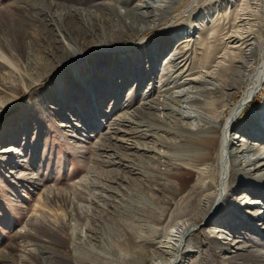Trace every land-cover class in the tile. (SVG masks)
Listing matches in <instances>:
<instances>
[{
  "label": "rangeland",
  "instance_id": "obj_1",
  "mask_svg": "<svg viewBox=\"0 0 264 264\" xmlns=\"http://www.w3.org/2000/svg\"><path fill=\"white\" fill-rule=\"evenodd\" d=\"M52 2L65 6L85 3V16L95 19V24L85 27L78 15L67 14L70 21L62 22L64 30L61 26L59 36L48 20L45 0H0V51L12 63L9 67L0 62V264H145L170 221L178 220L181 214L188 217L199 208L203 195L193 191L199 179L194 173L161 179L156 184L162 193L147 192L132 166L144 169L152 179L160 178L167 168L152 163L148 156L134 157L132 138L123 147L111 143L112 149L106 148L107 132L115 119L139 108L142 99L161 108L160 104H170L168 101L179 92L176 88H182L187 75L203 58V46H227L224 36L236 27L244 12L255 18L251 23L255 61L246 73L254 72L264 47V0H196L193 7V0H175L170 11L137 24L127 19L123 8L137 6L140 0ZM51 12L65 13L54 8ZM58 19L55 16L57 23ZM143 26H147L143 33L133 28ZM187 39L193 41L194 66L185 70L178 61L174 67L182 69L175 80L169 73L170 63L173 65L170 57L184 47ZM73 41L84 56L71 66L70 54L77 50L68 46ZM98 47L113 50L98 54ZM239 67L241 64L238 72ZM125 68L130 72L127 77ZM119 69L120 74H116ZM78 72L84 83L76 78ZM58 78L63 82V95L55 83ZM224 84L217 93L219 101H226L229 86L234 83L225 80ZM244 87L242 83L231 88L233 98L228 108L240 101ZM188 89L184 88V93ZM198 99L203 100V96ZM263 106L264 87L239 119L232 143L255 145L251 138L242 141L236 136L241 137L244 130H255L260 114L255 111ZM250 115L253 118L249 120ZM171 124L168 126L175 133L182 129ZM162 139L176 141L170 135ZM9 150L10 154L5 153ZM240 163L238 172L248 174L244 179L256 180V185L262 186L254 192L249 188L231 191L230 197H238V208L251 193H264V182L259 180L264 179V166ZM105 178L118 183L111 184L120 194H114V209L102 197L95 204L89 202L90 195L93 197L100 185L107 183ZM95 184L97 188L91 187ZM66 194L68 202L63 201ZM170 196L175 197L173 214L156 225L159 214L144 205L143 199H150L159 208ZM255 200L258 198L252 203ZM261 202L259 199L257 204L264 209ZM34 212L38 215L32 216ZM228 213L222 210L219 220L226 232L225 246L217 245L216 226L210 223L198 227L191 237L193 255L186 264H264V226H241L240 220ZM235 236L238 246L232 242ZM15 243L20 248L13 256L10 250Z\"/></svg>",
  "mask_w": 264,
  "mask_h": 264
},
{
  "label": "bare ground",
  "instance_id": "obj_2",
  "mask_svg": "<svg viewBox=\"0 0 264 264\" xmlns=\"http://www.w3.org/2000/svg\"><path fill=\"white\" fill-rule=\"evenodd\" d=\"M45 1L49 5L48 11L46 12L49 18L48 20L51 26L56 27L58 31L57 35L59 36L62 34V28L64 30L62 22L69 20L71 17L67 16V14L78 15L85 27H90L95 24V19L89 20L87 15L85 16V13L88 11V8L85 7V3L82 6L73 4L72 6H65L66 4L61 5L60 2H52V0ZM174 1L175 0H140L137 6H128L129 8L126 7L123 9L126 11L127 19L130 20L131 23L137 24L146 22L152 17H158L170 11ZM195 3H197L196 0H193L191 7L195 6ZM52 8L57 9V11L58 9H62L65 13H55V15H52ZM32 9L37 10V7L33 6ZM44 13L45 11L43 14ZM55 16H57V18L59 17L58 23L56 22L57 19L55 20ZM93 16L96 17V15ZM253 17L254 16L250 12H244L238 17L237 24L234 25L236 27H234L232 31L227 32L224 36L226 37L227 46H224V44H218L212 47L203 46V52L205 53H203V58L199 60V65L192 68V72L187 75L188 78L183 82L182 88H176L179 89V92L176 93V98L172 101L166 99L170 104L167 102L160 104L162 106L161 108L147 98L142 99L139 108L133 110L132 113L126 112L124 115L115 119L109 132H107L108 136L105 140H107L106 142H109V144L106 148L112 149V147H110L111 143L119 144L123 147L124 145H128L132 138L130 149L134 157L148 156L152 163L154 162L157 163V165L165 166L164 170L167 168L165 172L161 171L162 173L159 174L161 176L160 178L157 177L152 179L148 175L150 173L145 172L144 169L137 170L135 166H132L133 174L139 176L140 181L146 185L147 192L149 191L150 193L155 191L157 193H162L163 191L157 188L156 184L159 183L161 179L169 180L174 176L175 178L182 176L187 177L190 173L196 174L199 179L193 190L196 194L203 195L199 208L188 217H184L181 214L178 216V220L170 221L165 235L159 240L158 246L150 255V260L145 264H186L185 260L193 255L190 251L192 249L191 237L194 236L193 234L196 233L198 227L206 226L210 223L216 226L215 231L218 233V236H216L218 240L217 245L220 248L224 247V242L227 240L225 238L226 232L224 226L220 223L221 221H219L222 218L220 214L222 210L229 211L228 214L230 215L233 214L236 220H240L241 226L250 225L251 223H253L255 227H258L259 224L261 227L264 226V209L261 208L262 204H257L259 199H262V202H264V193H251L249 200L245 204H241L240 208H238L239 205L237 204L238 197L229 196L230 192L234 191V189H245L248 191L249 188V191L251 190V192H254L258 187L262 186L260 183L256 185V183H258L256 180L251 182L247 181V179L245 180L244 176L248 174L239 173L238 171L240 169L238 168H240V162L243 161H245L248 166H255L259 163V165L264 166V106L263 109L259 108L260 110L257 109L259 111H255V114L260 113L256 117L259 123L255 124V130H250V132H244V130L241 137L236 136L237 139L243 138L242 141L245 138H251L254 140L253 143H255V145L246 146L241 144V146H236V143L231 142L233 131L239 119L264 87V47H262L260 51L261 56H259L258 68L249 75L246 73L252 66V61H255L252 56L254 53V49L252 48L255 45L253 28L251 27L252 21L255 20ZM145 27L147 26L133 28L136 29L138 33H143L147 29H144ZM212 35H215V33H212ZM73 42L74 44L68 45L70 49L73 48L72 46L77 49L70 54L71 66L78 63L79 59L84 56L80 51L81 49L77 48L76 42ZM192 42V39L184 40V47L176 50L172 57H170L173 65L170 63L169 73H173L172 77H175V80L178 78V75H176L177 72L182 69H179L180 65L183 64L185 70L194 66L192 60V54H194ZM109 50H113V48L98 47L96 49L98 54H103ZM198 58L200 59L199 56ZM178 61H180L178 63L179 66L174 67ZM0 62L12 67L11 61H9L1 51ZM240 64V72H238L237 67L240 66ZM116 68L117 67L114 68V71H116ZM123 70L126 71L125 75L127 74V77L130 72L128 73L127 68ZM119 72L120 69L117 70L116 74H120ZM78 74L76 78L84 83L85 80L83 76L79 72ZM225 80L231 81L234 84L229 86L230 92L227 94L226 101L225 99H220L219 101L217 99V93L220 92L225 85ZM55 83L58 88H61L60 93L63 95L65 89L63 88L62 79H56ZM242 83H244L245 89L242 93V97L239 99L240 101L228 108L229 102H231L233 98L232 91L234 89L231 88ZM184 88H189L186 93H184ZM224 88L225 86L223 89ZM189 95H193V97L190 98ZM200 96H203V100L198 99ZM96 99H98V96L97 98L95 96V100ZM95 105L97 108V102H95ZM183 106L186 107V111H183ZM227 110L229 111L228 115H226ZM250 118L252 119L253 116L250 115L249 120ZM171 123L178 127H182V129L178 133H175L173 131L174 129L168 126L169 124L172 125ZM126 124L129 129L126 128ZM169 135L173 136V138L175 137L173 140L176 141L170 142V139L169 141H164L162 139ZM159 146H161V148H159ZM11 152V150L5 151L7 154ZM249 156L257 157L255 159H250L251 157L249 158ZM258 169L256 172H258ZM259 180L264 182V179ZM105 181L107 182L106 184L100 185V191L103 195L98 189L97 192L99 193H93V197L90 195L91 199L89 198V202L95 204L97 200H101L102 197L104 201H107L108 204L111 205V209H114L111 203L114 194L117 196L120 194L115 191L116 189H114L111 184L118 183L116 180H110L108 178H105ZM91 187L97 188V185H91ZM179 191L180 189L177 187L175 192L178 193ZM82 192L85 195L86 192L84 190H82ZM256 198H258V200L252 203L253 199ZM63 199L64 202H68L70 199L69 195L66 194ZM166 199L168 200L164 202L163 207L159 208H156V206L151 203L150 199H143L144 205H148L159 214V217L155 221L156 225H159L173 214L171 210L174 208L173 205H175V197L170 196ZM187 203H193V201ZM35 212L32 216L38 215V213L35 214ZM17 237L18 236H15V239ZM236 237L237 236L233 237L232 242L233 244L237 243L235 245L238 246V242L236 241L239 240V238ZM88 238L93 239V237L89 235ZM19 248L18 244L15 243L14 247L10 250L11 255L14 256L19 252Z\"/></svg>",
  "mask_w": 264,
  "mask_h": 264
}]
</instances>
